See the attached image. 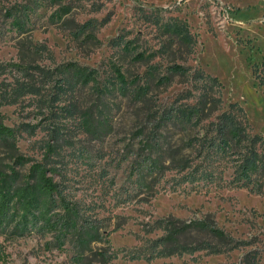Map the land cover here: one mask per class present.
<instances>
[{
    "label": "rangeland",
    "instance_id": "obj_1",
    "mask_svg": "<svg viewBox=\"0 0 264 264\" xmlns=\"http://www.w3.org/2000/svg\"><path fill=\"white\" fill-rule=\"evenodd\" d=\"M224 112L245 132L221 150ZM0 124V174L41 163L59 190L40 224L3 228L0 264H264V170L239 160L247 134L264 154V0H0ZM189 224L210 246L162 254Z\"/></svg>",
    "mask_w": 264,
    "mask_h": 264
},
{
    "label": "trees",
    "instance_id": "obj_2",
    "mask_svg": "<svg viewBox=\"0 0 264 264\" xmlns=\"http://www.w3.org/2000/svg\"><path fill=\"white\" fill-rule=\"evenodd\" d=\"M178 28V27H177ZM182 39L186 42H190L189 32H181ZM177 69L179 66H175ZM119 77L123 82H126V78L119 72ZM93 76L90 73H81L78 76H68V84L74 86L76 83L85 81L89 82ZM207 81L211 84L217 85L219 81L216 77L207 76ZM211 89L213 86H210ZM180 112L177 113L179 116ZM245 128H242L240 123L237 121V118L233 115H229L226 112L219 116V121L217 123V135L215 138L217 147L221 150L232 149V145L227 141L228 139H234L238 137V143H241L242 136L244 135ZM13 137L15 134L12 130L0 124V138L1 137ZM248 146H242L240 155V165L243 168V177L245 181L252 179L254 173H258L261 170H264V154L260 156L259 151L256 149L260 148L261 139L257 136L252 138L248 136ZM244 139V138H243ZM247 139V138H246ZM31 170L35 173L34 182H27L25 185H20L16 180H10L7 175L0 174V233L3 231V228L8 224H11L12 220L16 219L18 215L20 224H29L30 226H36L40 224V221H43V218L46 212V207L49 206L59 194L58 185L56 184L54 177L50 175L48 168L41 163H35L31 166ZM247 178V179H246ZM252 181V180H251ZM44 208V210H42ZM71 222L69 218L62 220H51L49 221L50 227H53L51 230H58L59 225L63 229L68 230L71 227ZM188 226H183L181 228H175L170 230L167 226V234L161 238L159 243L161 244L160 252L164 255H174L180 254L185 251H192L198 249H204L210 246L206 242H199L192 244L191 242L181 240L179 235L183 230H187ZM183 229V230H182ZM196 229L201 231L212 232L214 237L220 238L221 240L227 239V234L220 229L210 226L206 222H200L196 226ZM82 234L79 235V243L81 245H88L91 242L94 228L92 227H82ZM101 239V238H100ZM198 244V245H197ZM104 255V254H103ZM105 256V255H104Z\"/></svg>",
    "mask_w": 264,
    "mask_h": 264
}]
</instances>
